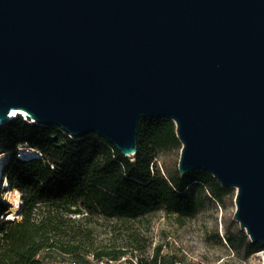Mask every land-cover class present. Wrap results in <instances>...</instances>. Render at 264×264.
Returning <instances> with one entry per match:
<instances>
[{
	"label": "water",
	"instance_id": "water-1",
	"mask_svg": "<svg viewBox=\"0 0 264 264\" xmlns=\"http://www.w3.org/2000/svg\"><path fill=\"white\" fill-rule=\"evenodd\" d=\"M11 111L125 157L142 117L171 119L178 172L235 188L264 245V0H0V125Z\"/></svg>",
	"mask_w": 264,
	"mask_h": 264
},
{
	"label": "trees",
	"instance_id": "trees-1",
	"mask_svg": "<svg viewBox=\"0 0 264 264\" xmlns=\"http://www.w3.org/2000/svg\"><path fill=\"white\" fill-rule=\"evenodd\" d=\"M21 144L39 149L42 156L18 158L14 150ZM180 148L174 122L163 117L140 119L133 159L94 134L75 138L20 116L4 122L0 149L12 153L4 174L20 191L23 206L19 218L0 222V264H54L58 259L89 264L90 257L97 263L127 257L135 264H161V245L150 257L140 256L144 243L137 222L163 209L182 225L208 197L205 192L220 200L232 191L204 170L163 173L155 164L158 152ZM7 208L0 201V217ZM99 221L108 226L107 238L100 237Z\"/></svg>",
	"mask_w": 264,
	"mask_h": 264
},
{
	"label": "rangeland",
	"instance_id": "rangeland-1",
	"mask_svg": "<svg viewBox=\"0 0 264 264\" xmlns=\"http://www.w3.org/2000/svg\"><path fill=\"white\" fill-rule=\"evenodd\" d=\"M179 155L180 149L160 151L155 157V164L163 173L178 172ZM130 158L133 159L132 156ZM231 190L220 200L205 192L208 197L202 200L196 214L187 217L182 225L177 223L175 214L163 209L146 214L136 224L137 234L144 243L140 256L150 257L156 246L161 245V264H166L171 257L176 258L175 263L182 264H264V245L260 243L258 247L250 249L252 241L249 235L234 219L236 190L233 187ZM4 220L7 219L0 217V222ZM99 223L100 237L107 238L108 226ZM230 237L233 238L231 243L228 241ZM129 259L123 257L104 264H135V258ZM54 264L69 262L58 259ZM89 264L99 262L90 257Z\"/></svg>",
	"mask_w": 264,
	"mask_h": 264
},
{
	"label": "bare ground",
	"instance_id": "bare-ground-1",
	"mask_svg": "<svg viewBox=\"0 0 264 264\" xmlns=\"http://www.w3.org/2000/svg\"><path fill=\"white\" fill-rule=\"evenodd\" d=\"M21 114L22 117H27L28 115L23 111H11V119H13L18 114ZM17 154L27 160L32 159L34 157H40L42 156V152L34 148L28 144H21L18 146ZM11 157V153L8 150L0 149V174L1 169L3 166L9 161ZM5 191L2 194V200L3 202L8 204V209L5 211V214L3 215V219H8L9 216L14 217L13 219L19 218L21 214V209L23 206V201L21 198V193L17 188L11 187L9 184H6L4 187Z\"/></svg>",
	"mask_w": 264,
	"mask_h": 264
},
{
	"label": "built area",
	"instance_id": "built-area-1",
	"mask_svg": "<svg viewBox=\"0 0 264 264\" xmlns=\"http://www.w3.org/2000/svg\"><path fill=\"white\" fill-rule=\"evenodd\" d=\"M14 118H16V117H14ZM23 120H25V121H27L29 124H32V120L30 119H26V117H23L22 118ZM10 120H12L11 118H9V120L8 121H10ZM60 130H62L60 127H58ZM63 131V130H62ZM64 132V131H63ZM17 149H18V146L15 148V150H14V153H15V155L18 157V158H20V159H22L17 153ZM10 153H11V151H10ZM12 154V153H11ZM6 184H9L8 183V179H7V177L5 176V174H4V166H3V168L1 169V174H0V201H2L3 202V200H2V194H3V192L5 191V189H4V187H5V185ZM22 198V197H21ZM1 218H2V216H1ZM99 264H104V262H99Z\"/></svg>",
	"mask_w": 264,
	"mask_h": 264
},
{
	"label": "clouds",
	"instance_id": "clouds-1",
	"mask_svg": "<svg viewBox=\"0 0 264 264\" xmlns=\"http://www.w3.org/2000/svg\"><path fill=\"white\" fill-rule=\"evenodd\" d=\"M7 114H8V113H7ZM13 218H14V217H12V216H9V217H8V219H13Z\"/></svg>",
	"mask_w": 264,
	"mask_h": 264
}]
</instances>
